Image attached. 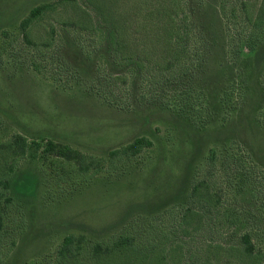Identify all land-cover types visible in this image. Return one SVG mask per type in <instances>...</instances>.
Returning <instances> with one entry per match:
<instances>
[{
  "label": "trees",
  "instance_id": "obj_1",
  "mask_svg": "<svg viewBox=\"0 0 264 264\" xmlns=\"http://www.w3.org/2000/svg\"><path fill=\"white\" fill-rule=\"evenodd\" d=\"M70 1L31 8L19 24L24 42L36 51L53 46L57 66L71 64L72 85L98 94L108 104L114 103L116 87H122L121 96L129 98L136 96L134 89L140 86L144 90L141 108L167 113L191 132L192 156L184 164L177 188L160 205L125 213L98 230H71L55 250L51 264L114 263L125 261L131 253L132 260L141 264L153 263L155 258L163 264L173 257L176 264H264V251L254 239L257 228L249 223L248 213L223 205L213 195L209 179L197 178L210 129L225 133L238 120L246 134L264 138V0L256 4L252 0H142L150 9L136 16L93 15L84 8V17L55 18L59 31L55 24L49 37L34 42L30 26ZM139 32L145 35L143 41ZM229 39H238L249 54L241 57L237 53L238 62L230 60ZM145 42L148 45H142ZM216 56L220 58L212 71L210 62ZM205 75L218 77L207 83ZM150 146L151 140L139 136L110 151V156H137ZM217 146L226 155L241 143L212 140L206 154L209 168L214 165ZM0 150L5 153L0 158V240L8 213L19 212L25 226L22 209L41 199L45 173L37 164L49 163L58 184L76 183L77 175H84L86 182L99 170L79 150L46 137L29 140L15 133L0 142ZM174 209L177 220L171 231L151 223L150 218ZM257 215L264 219V211L252 217ZM194 238L198 240L193 242Z\"/></svg>",
  "mask_w": 264,
  "mask_h": 264
},
{
  "label": "rangeland",
  "instance_id": "obj_2",
  "mask_svg": "<svg viewBox=\"0 0 264 264\" xmlns=\"http://www.w3.org/2000/svg\"><path fill=\"white\" fill-rule=\"evenodd\" d=\"M54 1L0 0V142L15 133L24 134L29 140L46 137L79 150L94 161L99 170L86 182H83L84 175H77L73 178L76 183L58 184L49 163L37 164L44 167L45 173L44 188L41 187L38 195L42 193L41 199L28 209H22L25 226L21 224L19 212L8 213L5 233L0 240V264H51L55 250L71 230H98L120 220L125 213L129 215L145 207L152 210L177 188L184 164L192 156L191 132L178 126L167 113L141 108L139 102L144 90L140 86L134 89L136 96L129 98L121 96L122 87H116L114 103L108 104L97 97L98 94H88L83 87L72 85L68 71L71 64L67 62L58 67L59 59L53 46L36 51L24 42L19 29L21 20L34 6ZM149 7L142 0H71L34 22L29 36L34 42L49 37L55 18L84 17V8L93 15L136 16ZM229 10L226 6L225 11L229 13ZM236 21L234 18L233 25ZM55 26L57 30L60 28L58 24ZM137 34L143 41L145 35ZM143 44L148 45V42ZM227 44L231 49L230 53L228 50L230 60L238 62L237 53L241 57L249 54L238 39H229ZM219 58L211 60L212 71ZM261 73L264 77V70ZM217 77L205 75L204 78L210 83ZM262 117L264 120V110ZM215 131L209 130L202 148L197 178L209 179L213 195L223 205L248 213L249 223L257 228L253 232L254 239L264 251V219L259 215L252 217L256 211H264V138L246 134L238 120L225 133ZM139 136H146L152 146L137 156H110V151ZM226 139L239 141L241 147H232V153L224 155L221 146H217L214 165L209 168L207 147L212 140ZM4 156V151L0 150V158ZM176 209L150 216L151 223L159 227L165 225L171 231L177 220ZM197 240L194 238L193 242ZM133 257L131 253L125 261L112 263L111 260L105 264H141L132 260ZM174 260L173 257L163 264H176ZM143 264L162 263L155 258L153 263Z\"/></svg>",
  "mask_w": 264,
  "mask_h": 264
}]
</instances>
